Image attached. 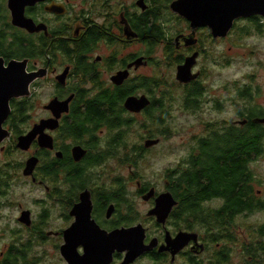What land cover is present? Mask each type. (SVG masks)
I'll use <instances>...</instances> for the list:
<instances>
[{"label": "flooded vegetation", "instance_id": "af4514ba", "mask_svg": "<svg viewBox=\"0 0 264 264\" xmlns=\"http://www.w3.org/2000/svg\"><path fill=\"white\" fill-rule=\"evenodd\" d=\"M8 1L0 0V34L4 37L0 39V47L12 51L21 48L24 55L22 58L0 55V58L4 59L5 67L12 61H25L27 75L39 73L42 76L30 84L29 96L10 102L11 114L4 124L10 137L0 145V153L5 155V160L0 162V186L6 188L0 199L7 197L10 180L14 179L13 171L17 169H22L23 176L44 192L38 218L30 209L19 210L16 217L19 228L8 229V232L15 236L23 230L33 231L34 234L26 237L29 242L57 240L56 249L61 257L66 238L77 243L96 242L99 252L102 248L114 249L108 264H227L229 250L223 243L234 241L233 236L226 233V226L223 230L208 228L204 219H199L207 212L212 214L222 209L225 200L214 195L207 198L206 192L200 189L175 186V176L181 172L174 170L166 172L162 187L143 181L138 171L140 162L145 153L161 146L165 135L159 139L148 132L139 143H129L137 137L136 127L159 129L163 133L165 124L175 121L176 109L205 115L232 108L237 117L236 121H203L201 134L190 140L185 161L200 159L208 147L215 149L210 153L217 152L218 137L232 135L235 139L238 129L248 131L252 121L264 128V124L256 122L264 118L255 116L260 108L247 105L250 100L253 103L255 92H243L245 89L213 92L207 84L218 66L229 65L227 60L218 58V49L214 47L230 38L240 22L251 25L259 34L264 33V17L237 19L226 36H216L209 27L194 28L189 20L173 12L171 3L175 0L167 1L169 12L163 7L161 12L156 11L160 7L159 0H137L129 7L122 0H103L100 5L98 0H92L87 11L79 9L76 0H45L25 7L24 16L41 28L31 33L13 25ZM140 1H143L141 5ZM55 6L58 11L52 12L50 8ZM170 20L185 29L175 30L168 25ZM144 23L148 27L157 26L161 36L144 34ZM158 46L163 49H155ZM164 60L173 68L175 79L171 86L166 81L170 76L157 71ZM184 65L191 72L188 82L177 79L178 67ZM151 68L150 75L141 73ZM143 79L147 82L142 83ZM44 81L51 82L53 96L42 106V117L31 123L30 96L35 86L40 87ZM223 86L221 84L220 88ZM241 94L249 95L241 98L247 102L244 111L239 110ZM71 97L67 110L62 107L58 116L48 107L54 99L65 102ZM142 97L149 104L140 111L125 107L127 99ZM24 101L29 110L26 121L19 124L16 131L17 126L11 123L13 112L16 104ZM53 120L56 121L50 122ZM41 122L45 127H52L42 132L52 138L51 146H40L41 133L28 150L18 149L19 137L30 133ZM154 140L159 141L158 144L146 147L147 141ZM30 150L33 152L24 163H16L10 156ZM250 156L253 158L254 154ZM32 157L37 158L38 163L33 175L25 176L24 169ZM110 160L131 168L129 177L114 176L117 166L111 167ZM188 191H196L194 195L199 196L200 202H191ZM164 195H170L174 205L168 216L159 218L153 210ZM214 200H224L223 206L216 203L214 207ZM24 212H29L27 223L21 221ZM236 214L232 215V220ZM227 221H230L228 217ZM117 232L121 233L118 239L105 238ZM114 241L133 242L132 248L140 253L126 263L128 246L115 247L111 245ZM21 249L9 248V251L17 253ZM75 250L80 256L86 251L81 244Z\"/></svg>", "mask_w": 264, "mask_h": 264}, {"label": "rangeland", "instance_id": "374dc122", "mask_svg": "<svg viewBox=\"0 0 264 264\" xmlns=\"http://www.w3.org/2000/svg\"><path fill=\"white\" fill-rule=\"evenodd\" d=\"M103 0H98L100 5ZM137 0H122L126 6H131ZM166 2L168 0H161ZM115 2V0H113ZM76 3L81 10H89L92 0H76ZM84 4V6L82 5ZM97 9H99L97 7ZM170 25L175 30L183 31L185 28H179V24L175 25L169 21ZM228 39L220 41L218 46V58L228 61V66H218L216 73L207 79L208 88L210 91H238L248 88L255 92L253 103L247 102L244 99L239 100V110L244 111L247 105H252L255 108L264 109V33L259 34L252 30L251 25L240 22ZM239 28H246L241 31ZM240 31H239V30ZM161 50L163 48L156 47ZM225 60L223 65L225 64ZM159 69V70H158ZM151 69H144L141 73L150 75ZM216 70V69H215ZM159 74L164 72L170 77L166 79L168 86H171L175 77L173 76V68L167 65V61L160 62L157 68ZM173 76V77H171ZM214 81L215 84H214ZM224 86L220 88V85ZM235 85V87L233 86ZM226 86V87H225ZM234 88H233V87ZM228 88V89H227ZM34 94L30 96V122H37L43 115L42 106L49 102L53 96V87L50 81H44L33 90ZM211 94V93H210ZM181 95V94H177ZM252 95V94H251ZM247 104V105H246ZM255 115V114H253ZM175 121L165 124V131L159 132V129H143L136 127L134 133L137 137H133V141L129 143H139L140 138L145 139L148 132H152L155 138L161 139V146L152 149L145 153L143 160L140 162L138 171L142 174L143 181L152 182L158 187H162L167 171L175 170L185 166L186 157L189 155L188 148L192 136H199L202 130L203 121H236V114L232 108L228 111L208 112L203 115L200 112L187 111L185 109L175 112ZM261 129L263 127L260 126ZM248 129V127H247ZM239 130V129H238ZM242 131V130H240ZM166 133V134H165ZM145 141V140H144ZM144 145V143H143ZM264 146V140H263ZM33 151L16 152L11 158H15L16 163L25 162ZM264 149L262 154L253 158L249 164V171L252 176L250 186L252 193L247 196V199L252 203V210L243 211L236 214L232 221H228L225 230L226 233L233 236L234 241H225L223 245L227 246L229 259L227 264H264V254L262 251H255L259 244H264V234L261 230L264 229ZM5 155L0 153V162L4 161ZM111 167L117 166V177H129L131 168L122 166L115 160H110ZM111 169V168H110ZM112 170V169H111ZM114 171V170H112ZM114 171V172H115ZM13 180L8 191V195L4 199H0V264L5 261L8 264H67L66 260L61 257L56 249L57 240L45 242L28 241L26 237L30 236L33 231L23 230L21 233L12 236L8 229H17L16 217L19 210L30 209L34 212L35 218L40 212V200L44 197L43 190L36 184L32 183L22 174V169L13 171ZM216 201V200H214ZM219 207L223 206L224 200L214 202ZM263 204V207H255ZM145 206L143 205V210ZM54 216V214H52ZM56 220V218H55ZM54 220V221H55ZM34 234V233H32ZM17 236H23L19 238ZM50 241V242H49ZM29 247H24L27 245ZM12 250L22 251L16 256V253H10ZM25 252V255H24ZM256 258V260H255ZM4 260V263H3Z\"/></svg>", "mask_w": 264, "mask_h": 264}, {"label": "water", "instance_id": "95a60500", "mask_svg": "<svg viewBox=\"0 0 264 264\" xmlns=\"http://www.w3.org/2000/svg\"><path fill=\"white\" fill-rule=\"evenodd\" d=\"M43 1L45 0H9L8 7L12 13L13 25L26 29L31 33L40 31V27H37L32 20H29L24 16V10L27 6H34L36 3ZM141 3H143V1H140L138 4L141 5ZM50 9H52V12L58 11L56 6L51 7ZM171 9L173 12L189 20L194 28L209 27L214 35L226 36L232 29L235 20L252 16L264 17V0H175L171 3ZM25 69V61H12L7 67H5L4 59L0 58V145L10 137V132L4 128V124L11 114V100L29 96L30 84L37 77L42 76V74L39 73L27 75ZM190 73L191 72L187 69V65L180 66L178 67L177 79L180 82H188L191 79L188 78ZM71 100L72 97L65 102H59L54 99L49 103L48 107L52 110L54 115L58 116L59 110L62 107H65L67 110L68 104ZM148 104L149 101L145 97H142L141 99L129 98L125 103V107L130 111L138 112ZM55 121L53 120L50 122ZM256 122L264 124V118L257 119ZM43 123L44 122H41L39 125H36L27 135L19 137L17 148L23 151L28 150L38 134H41L46 128L52 129L51 126L45 127V124ZM51 142L52 138L43 133L39 137L40 146L49 147L51 146ZM158 142L159 141L157 140L147 141L146 147L156 145ZM37 163V158H30L24 169V175L32 176ZM173 205L174 202L172 197L170 195H164L157 201L153 213L159 218H165L168 216ZM21 221L24 223L29 221V212L23 213ZM71 231L72 229L68 231L67 236ZM120 236L121 233L117 232L115 234L105 235V238H107L108 241H112L113 239H118ZM94 243H77L73 242L70 238H66L65 244L62 246V255L68 264H108L111 260L110 257H112L114 249L106 250L105 248H102L99 252L96 248V245L99 243ZM112 243L111 245H115V247L123 244L128 246L130 252L127 255L126 263L132 261L138 253H140L132 248L134 245L133 242L115 243L114 241ZM80 244L83 245L86 250L82 256L77 254L75 250ZM100 244L102 245V243ZM91 248L94 249L92 250ZM89 249L91 251H89ZM105 254H107V256Z\"/></svg>", "mask_w": 264, "mask_h": 264}, {"label": "trees", "instance_id": "16d2710c", "mask_svg": "<svg viewBox=\"0 0 264 264\" xmlns=\"http://www.w3.org/2000/svg\"><path fill=\"white\" fill-rule=\"evenodd\" d=\"M158 6L160 7H157V12H161V7L169 12L167 1L162 2L159 0ZM142 26L144 34L155 35L157 38L161 36V32L157 26L148 27L146 23ZM0 39H4L3 34H0ZM0 55L22 58L24 52L21 48L12 51L11 49L3 50V48L0 47ZM145 82L147 81L143 79L142 83ZM243 92H249V89L246 88ZM248 96V94H241L240 98H246ZM16 105L17 109L13 112L14 117L11 123L17 126L16 131H18V125L26 121L29 107L25 101L17 103ZM255 116H264V111L261 109L256 110ZM251 118L252 116L250 119ZM244 130L245 129L239 128L235 139H233L232 135L218 137L217 143L219 145V150L217 152L210 153L209 151H214L215 149L208 147V150L204 155L202 154L200 156V159L195 162L185 161L184 167L174 170L175 173L181 172L175 176V186H188L190 188L200 189L206 192L205 196L207 198L214 195L225 200L224 207L219 211L212 212V214L206 211L207 214L205 217L199 216V219H204L208 228L220 227L223 230L228 223L227 217L231 221L232 215L235 213L252 210L253 205L249 201L250 199H247V196L252 193V188L249 185L252 181L249 164L254 157L262 154L264 149V128L261 129L260 125L253 124L252 121L248 131ZM246 152L247 154L244 155ZM252 153L254 154L253 158L250 156ZM228 164L232 165V167H229ZM5 189L6 188L1 189L0 186V195L2 190L4 191ZM210 190H214L215 193H211ZM195 192L196 191H188L191 196L189 198L191 202L200 200L197 194L194 195ZM255 207H263V204ZM261 234H264V229L261 230ZM255 251H262L264 253V244H259V246L255 248ZM19 253L20 252H17L16 256H18ZM4 264L8 263L5 261Z\"/></svg>", "mask_w": 264, "mask_h": 264}]
</instances>
